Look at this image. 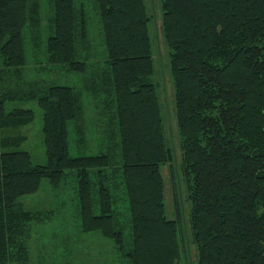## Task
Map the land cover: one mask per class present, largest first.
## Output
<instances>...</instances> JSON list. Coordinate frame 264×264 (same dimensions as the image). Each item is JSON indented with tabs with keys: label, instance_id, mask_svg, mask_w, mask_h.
Listing matches in <instances>:
<instances>
[{
	"label": "trees",
	"instance_id": "16d2710c",
	"mask_svg": "<svg viewBox=\"0 0 264 264\" xmlns=\"http://www.w3.org/2000/svg\"><path fill=\"white\" fill-rule=\"evenodd\" d=\"M0 0V264H27L38 212L18 199L74 174L83 233L109 239L129 264H180L179 217L165 214L166 144L144 0H90L104 56L74 0ZM179 169L195 264H264V0H159ZM27 53L36 73L26 78ZM94 59V60H93ZM24 69V70H23ZM27 75L30 70L27 66ZM76 75L78 87L57 84ZM96 116L87 148L83 100ZM34 104L44 163L21 149ZM129 248L123 252V232Z\"/></svg>",
	"mask_w": 264,
	"mask_h": 264
},
{
	"label": "rangeland",
	"instance_id": "374dc122",
	"mask_svg": "<svg viewBox=\"0 0 264 264\" xmlns=\"http://www.w3.org/2000/svg\"><path fill=\"white\" fill-rule=\"evenodd\" d=\"M42 20L45 23L47 9L46 0H41ZM75 7H83L89 24V39L91 49L98 62L102 61L104 51L101 43L98 19L90 0H74ZM148 16V35L152 46L153 75L151 79L157 86L156 92L160 104L163 121V131L166 144L172 150V160L160 168L163 180V202L168 218H175V208L178 212V238L180 247V264H195L194 245L190 240L188 225L189 204L186 200L184 181L179 169L180 150L173 115V91L169 74L167 49L161 36V10L159 0H144ZM94 60V59H93ZM27 66L30 75H27ZM26 78L44 81L47 73H36L30 54L27 53ZM24 70V69H23ZM80 79L69 75L57 81L78 87ZM84 126L87 137V148L75 151L69 138L68 151L70 156L90 155L98 150L95 127L96 116L91 100H83ZM33 112V119L20 133L26 136L21 149L28 152L33 164L44 163V150L41 143V112L34 104L24 105ZM97 121V120H96ZM75 178L72 172H67L56 189L50 187L46 180L40 182L36 193L23 196L18 202L23 208L38 212L41 222L31 227L28 242L29 261L27 264H129L127 258L115 250L109 239L102 238L97 232L83 233L80 230V220L76 211L74 193ZM123 252L129 248L127 231L123 232Z\"/></svg>",
	"mask_w": 264,
	"mask_h": 264
}]
</instances>
